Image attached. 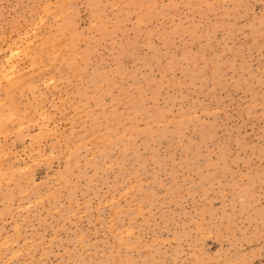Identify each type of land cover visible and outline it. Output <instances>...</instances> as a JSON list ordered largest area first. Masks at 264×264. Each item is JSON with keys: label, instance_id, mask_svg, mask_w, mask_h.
Returning <instances> with one entry per match:
<instances>
[{"label": "rangeland", "instance_id": "rangeland-1", "mask_svg": "<svg viewBox=\"0 0 264 264\" xmlns=\"http://www.w3.org/2000/svg\"><path fill=\"white\" fill-rule=\"evenodd\" d=\"M0 264H264V0H0Z\"/></svg>", "mask_w": 264, "mask_h": 264}]
</instances>
